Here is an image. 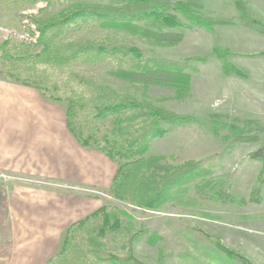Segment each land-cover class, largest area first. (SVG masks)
<instances>
[{
	"label": "trees",
	"instance_id": "obj_1",
	"mask_svg": "<svg viewBox=\"0 0 264 264\" xmlns=\"http://www.w3.org/2000/svg\"><path fill=\"white\" fill-rule=\"evenodd\" d=\"M44 1L49 7L57 2L64 7L53 14L40 13L33 18L38 33H33L36 35L34 46L40 48L30 53L35 64L65 66L76 62L101 63L113 60L118 65L110 69L108 74L144 87L171 88L178 97L185 96L191 90L190 66L178 60L146 56L144 49L128 37L134 35L156 43L175 45L184 39L188 29L199 26L213 30L216 24L231 22L207 16L193 0H109L110 3ZM235 4L241 12V19L264 34V23L248 14L244 1L235 0ZM91 26L112 31L116 33V38L76 39L68 35L73 30ZM119 33L127 37L120 38ZM24 45L14 44L12 39L0 43V77L35 86L44 96L64 105L68 127L80 143L87 148L101 150L118 162V171L108 190L112 198L144 211L159 212H168L170 207H203L206 199L213 203L228 202L235 206H246L245 197L231 191L224 179L214 177L213 169L206 166L203 160L189 159L174 163L165 154H147L151 141L166 136L171 127L198 122L194 114L140 100L101 82L86 80L83 76L79 80L88 87V93H81L77 97L48 95L41 84L22 77L20 67L13 61L15 51ZM24 47L27 50L29 46ZM231 54L229 48L216 46L207 57L221 59L226 74L245 76L243 69L228 59ZM202 60H206V57L197 58V61ZM81 110L86 112V116H91L95 127L91 126L88 118L80 117ZM96 119L110 120L113 127L100 135ZM218 124L216 119L211 123L215 133H218ZM230 127L233 141L259 143V147L251 152V158L262 162L264 170V137L256 132L247 133L239 125ZM254 197L256 195L252 199ZM188 214L212 220L225 218L221 214L206 211L190 210ZM239 217L254 218L252 215ZM123 218L133 220L134 216L106 203L70 225L64 233L59 251L44 264H148L140 260L132 249L133 241L148 230L137 232L127 239L124 246H128L129 250L126 252H118L107 245L106 237L115 238L112 234L123 228ZM187 226L229 259L241 264H254L221 241L205 235L196 227ZM162 239L163 236L156 232L150 235L153 244Z\"/></svg>",
	"mask_w": 264,
	"mask_h": 264
},
{
	"label": "rangeland",
	"instance_id": "obj_2",
	"mask_svg": "<svg viewBox=\"0 0 264 264\" xmlns=\"http://www.w3.org/2000/svg\"><path fill=\"white\" fill-rule=\"evenodd\" d=\"M77 1L110 3L109 0ZM193 1L207 16L231 22L216 24L213 30L199 26L188 29L184 39L175 45L156 43L134 35L128 37L144 49L146 56L178 60L190 66L191 90L183 97H178L171 88L144 87L108 74L118 65L113 60L76 62L65 66L35 64L30 53L40 48L34 46L38 33L33 18L40 13L48 15L59 11L64 7L59 2L49 7L44 0H0V43L12 39L14 44L29 46L28 51L24 46L17 49L13 61L20 67L22 77L41 84L48 95L77 97L81 93H88V87L79 80L83 76L86 80L101 82L140 100L194 114L198 122L171 127L166 136L151 141L147 154H165L174 163L201 159L213 169L214 177L224 179L231 191L239 192L247 201L246 206L241 207L206 199L203 207H170L168 212L144 211L112 198L107 189L105 204L124 209L134 216L133 220L123 218V228L112 234L115 238L106 237L110 248L126 252L129 248H125L124 242L131 239L133 234L148 230L132 244L135 255L148 264H241L229 259L199 233L188 228L187 225H190L221 241L252 263L264 264V170L262 162L251 158V152L259 147V143L235 142L230 130V126L239 125L247 133L256 132L264 137V130L261 129L264 128V34L241 19L235 0ZM243 1L248 14L264 23V0ZM68 35L76 39L116 38V33L97 26L79 28ZM118 35L120 38L127 37L123 33ZM216 46L232 51L228 59L243 69L245 76L226 74L221 59L207 57ZM198 57H206V60L197 61ZM80 112L82 119H91L90 115H85V111ZM214 119L219 123L218 133L211 128ZM96 121L100 135L113 127L110 120ZM90 123L95 127L91 120ZM3 174L10 176L8 179L14 182L32 180V183L41 185V181H47L24 173ZM255 195L258 198L252 199ZM190 210L218 213L225 218L207 219L188 214ZM241 215H252L254 218L242 219L239 217ZM153 232L163 236V239L151 243L150 235Z\"/></svg>",
	"mask_w": 264,
	"mask_h": 264
},
{
	"label": "crops",
	"instance_id": "obj_3",
	"mask_svg": "<svg viewBox=\"0 0 264 264\" xmlns=\"http://www.w3.org/2000/svg\"><path fill=\"white\" fill-rule=\"evenodd\" d=\"M117 171L116 160L74 136L64 105L0 77V264H44L70 225L105 205Z\"/></svg>",
	"mask_w": 264,
	"mask_h": 264
}]
</instances>
